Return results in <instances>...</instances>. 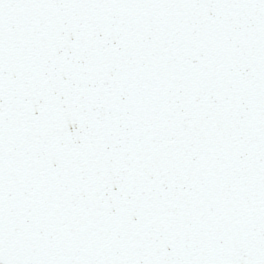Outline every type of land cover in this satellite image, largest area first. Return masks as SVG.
Returning <instances> with one entry per match:
<instances>
[{
    "label": "snow or ice",
    "instance_id": "snow-or-ice-1",
    "mask_svg": "<svg viewBox=\"0 0 264 264\" xmlns=\"http://www.w3.org/2000/svg\"><path fill=\"white\" fill-rule=\"evenodd\" d=\"M0 264H264V0H0Z\"/></svg>",
    "mask_w": 264,
    "mask_h": 264
}]
</instances>
